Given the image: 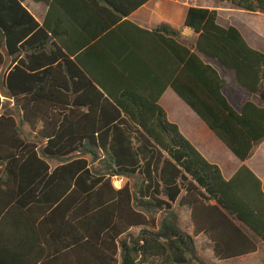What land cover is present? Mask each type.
<instances>
[{"label": "trees", "instance_id": "1", "mask_svg": "<svg viewBox=\"0 0 264 264\" xmlns=\"http://www.w3.org/2000/svg\"><path fill=\"white\" fill-rule=\"evenodd\" d=\"M27 1L0 0V69L12 58L0 78V264H205L199 236L218 261L258 252L262 180L246 164L226 179L159 99L172 87L246 161L264 141V107L235 109L212 61L264 101V52L217 8L189 7L193 40L129 18L150 0H33L47 5L42 22ZM219 1L264 13V0Z\"/></svg>", "mask_w": 264, "mask_h": 264}, {"label": "crops", "instance_id": "2", "mask_svg": "<svg viewBox=\"0 0 264 264\" xmlns=\"http://www.w3.org/2000/svg\"><path fill=\"white\" fill-rule=\"evenodd\" d=\"M30 3L31 1L28 0L26 2V6L31 13L34 16L36 15L35 17L42 22L47 13V5L37 2H35L37 4L31 5ZM190 6L198 5H189L184 2L182 4L177 1L170 0H150L147 4L135 11L129 18L142 27L149 29L156 28L163 23L169 24L172 28L182 31V34L187 36L189 39L194 40L196 35L192 32V30L184 28L185 17ZM199 6L217 8L219 11V22L222 25H234L240 29L243 35L245 34V29L240 23L241 21L237 16H235L237 12H233L242 9H237L233 5ZM231 13L234 14L231 15ZM233 18L234 22L232 23ZM245 36L251 45L253 44L254 46H258L261 51L264 50V45L257 44L252 39V35L250 33H248V36L245 34ZM5 59L6 62L0 69V78H2V76H4L12 66V58L9 57L6 52ZM212 64L226 79L227 82L223 92L235 109L240 110L249 100L255 101L259 106L264 107V101H262L256 94L251 93L249 96L246 95L243 90H241L244 88L238 84L237 80L236 85L239 86L234 84L229 86V79L223 75V67L216 61H212ZM159 105L166 111L169 120L179 126L182 134L191 141V143L203 154V156L209 162L217 164L221 168L226 179H231L234 174L244 164H246L260 177L264 188V141L256 146L253 155L249 159L243 161L223 140L217 136V134L197 114V112H195V110L185 100H183V98L180 97L172 87H168L164 91L163 95L159 99Z\"/></svg>", "mask_w": 264, "mask_h": 264}, {"label": "rangeland", "instance_id": "3", "mask_svg": "<svg viewBox=\"0 0 264 264\" xmlns=\"http://www.w3.org/2000/svg\"><path fill=\"white\" fill-rule=\"evenodd\" d=\"M30 1H31L30 3L31 5L37 4L32 0ZM170 1H177L182 4L184 2L189 5H198V6L199 5H205V6L232 5L227 2H220L219 0H170ZM233 12H237L235 16H237L239 20L241 21L240 23L245 29L244 33L247 36H248V33H250L252 35V39L257 44L264 45V34H262L264 33V13H251L245 10H236ZM233 14L234 13H231V15ZM233 22H234V18L232 20V23ZM253 47L258 48V46H254V45ZM222 70H223V75L229 79V86H231L232 84L236 85L237 83H236L234 72L228 69H224V68ZM236 86H239V85H236ZM237 88H241V87H237ZM241 90H243V92L248 96L251 94L245 89H241ZM1 98L2 100H5L4 96H1ZM17 119L20 120V117L18 115H17ZM22 128H23L24 136L30 140H34V134H31L30 128L27 125H23ZM86 158L91 160L89 155H86ZM49 162L51 166L54 168L58 164L62 163V160H49ZM130 179L132 180L133 184H136L138 181V177L136 176L130 177ZM124 180H125L124 177H114L113 183L117 188H120ZM176 211L178 212L180 216V221H181V225L183 229H185L187 232L192 234L190 210L187 207L180 206L179 203H176ZM139 232H140L139 228H134L132 229L131 234L134 236H138ZM258 242H259V251L254 254H251L245 257L227 260V261H218L213 258V249H212L211 242L205 236H199L195 238V254L194 255L196 258L202 259L205 264H264V243H262L260 240H258ZM194 262L198 264L197 260H194Z\"/></svg>", "mask_w": 264, "mask_h": 264}, {"label": "water", "instance_id": "4", "mask_svg": "<svg viewBox=\"0 0 264 264\" xmlns=\"http://www.w3.org/2000/svg\"><path fill=\"white\" fill-rule=\"evenodd\" d=\"M2 101H3V100H2V98H1V96H0V107L2 106V105H1V104H2Z\"/></svg>", "mask_w": 264, "mask_h": 264}]
</instances>
